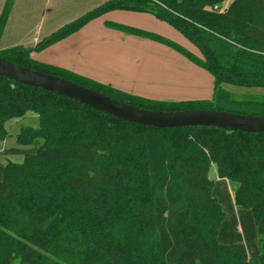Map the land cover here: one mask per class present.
Masks as SVG:
<instances>
[{
  "label": "trees",
  "instance_id": "16d2710c",
  "mask_svg": "<svg viewBox=\"0 0 264 264\" xmlns=\"http://www.w3.org/2000/svg\"><path fill=\"white\" fill-rule=\"evenodd\" d=\"M12 1L2 7L0 33ZM222 1L104 0L33 46L0 49V56L139 108L264 116V96L239 99L225 87H264V0H231L224 10ZM122 9L154 15L186 36L200 57L161 35L110 23L203 67L213 77L212 98L138 97L31 57ZM31 112L39 126L21 127L17 142L36 150L3 164L0 264H264V133L138 125L0 75V138L6 122ZM212 164L234 184V205L251 211L255 256L241 242L217 240L225 212L213 195Z\"/></svg>",
  "mask_w": 264,
  "mask_h": 264
},
{
  "label": "crops",
  "instance_id": "0c3cea01",
  "mask_svg": "<svg viewBox=\"0 0 264 264\" xmlns=\"http://www.w3.org/2000/svg\"><path fill=\"white\" fill-rule=\"evenodd\" d=\"M5 1L0 0V14ZM19 1H12L11 10L0 33V49L18 45L33 46L45 35L97 7L104 0H24L20 7L18 6ZM230 3L231 0H223L220 5L221 9H226ZM126 12L145 14L152 19L166 23L146 12L124 9L109 10L91 19L75 33L43 50L31 51L30 55L39 62L64 68L76 75H82L138 97L160 100V98L151 96V93H155L151 90L160 88L164 94L168 95L170 101L211 99L214 81L212 75L203 67L201 68L174 48L157 40L122 32L110 25V23H117L136 28L135 24L131 26L129 24L131 22L124 18L127 17ZM145 31L167 39L170 37L160 34L157 30ZM169 40L174 41L172 36ZM178 40L175 39L177 44L201 56L200 51L188 38L187 42H190L193 48H188L186 41ZM5 142V137L0 138V156L16 155V147L7 148ZM1 158L0 179L3 164L7 161L6 157ZM215 181L225 182L226 185H223L226 186L225 188L230 182L222 177H218ZM227 190L234 205L233 192L228 188Z\"/></svg>",
  "mask_w": 264,
  "mask_h": 264
},
{
  "label": "water",
  "instance_id": "95a60500",
  "mask_svg": "<svg viewBox=\"0 0 264 264\" xmlns=\"http://www.w3.org/2000/svg\"><path fill=\"white\" fill-rule=\"evenodd\" d=\"M0 75L12 81L67 97L123 121L154 128L212 126L230 131L264 133V116L226 110H151L107 96L64 77L29 69L0 56Z\"/></svg>",
  "mask_w": 264,
  "mask_h": 264
},
{
  "label": "rangeland",
  "instance_id": "374dc122",
  "mask_svg": "<svg viewBox=\"0 0 264 264\" xmlns=\"http://www.w3.org/2000/svg\"><path fill=\"white\" fill-rule=\"evenodd\" d=\"M24 0H20L18 6H21V3ZM17 6V7H18ZM18 7V9H19ZM125 13V12H124ZM128 14L126 18L131 26H134L136 28H142L148 31H154L157 30L160 32V34H164L167 36H172V39H182L186 41V45L188 48L192 47L190 42H187V38L183 37L178 33L177 30H175L172 26H168V24L161 22L159 20H156L155 18L152 19V17L148 15H140L141 13H134V12H126ZM128 15H135V16H128ZM144 16V17H142ZM170 37H168L170 39ZM175 37V38H174ZM175 41V42H176ZM179 41V40H178ZM179 43V42H178ZM197 51V50H196ZM225 87L229 90L231 96L239 98V99H248V98H261L264 96V87H241L238 85H225ZM163 88V87H162ZM165 89V88H163ZM167 90V89H166ZM155 93H151V96H154L155 98L163 99L161 101H170L167 97L168 95L164 94L163 91L158 88L156 90H151ZM175 97H178V95H175ZM39 126V119L36 117V115L31 112L25 115L21 118H16L9 120L5 124V128L7 131V135L5 136L6 142L5 146L7 148L10 147H16V155H10V156H0V158H7V161L12 162H19L23 159L25 153H33L36 149L32 145H21L17 142V132L21 127H33L37 128ZM11 151H14L11 149ZM1 158V159H2ZM5 161V162H7ZM209 177L214 181V187H213V195L217 198L220 205H222L223 210L225 212L224 219L222 220L223 223L221 224L219 228V232L217 235V240L220 244H232V243H243L246 249V252L249 256H255L258 254L259 246H258V236L256 234V228L254 224V220H252V214L249 209L246 208H237L235 205H233L231 201V197L229 194V190L232 192L234 191V184L232 182H229L227 185V188H225L223 185H226L225 182L215 181L217 180L218 176L216 174V168L215 165L212 164L208 171Z\"/></svg>",
  "mask_w": 264,
  "mask_h": 264
}]
</instances>
